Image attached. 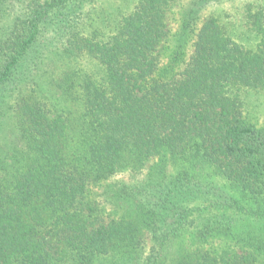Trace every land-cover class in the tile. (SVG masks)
Here are the masks:
<instances>
[{"label": "trees", "instance_id": "trees-1", "mask_svg": "<svg viewBox=\"0 0 264 264\" xmlns=\"http://www.w3.org/2000/svg\"><path fill=\"white\" fill-rule=\"evenodd\" d=\"M107 1L0 0V264H264V0Z\"/></svg>", "mask_w": 264, "mask_h": 264}, {"label": "rangeland", "instance_id": "rangeland-1", "mask_svg": "<svg viewBox=\"0 0 264 264\" xmlns=\"http://www.w3.org/2000/svg\"><path fill=\"white\" fill-rule=\"evenodd\" d=\"M251 1H258V0H237L235 1L236 3L229 2L227 3L226 9H228V11L234 12L235 7L241 6L244 3H248ZM106 2L108 1L106 0ZM248 110L250 112L249 116L253 118L254 121L258 122L259 125H264V96L255 97L252 100V102L249 103Z\"/></svg>", "mask_w": 264, "mask_h": 264}]
</instances>
